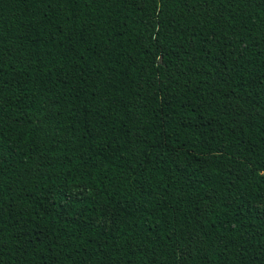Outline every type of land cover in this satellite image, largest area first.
Wrapping results in <instances>:
<instances>
[{
    "label": "trees",
    "instance_id": "obj_1",
    "mask_svg": "<svg viewBox=\"0 0 264 264\" xmlns=\"http://www.w3.org/2000/svg\"><path fill=\"white\" fill-rule=\"evenodd\" d=\"M0 264H264V0H0Z\"/></svg>",
    "mask_w": 264,
    "mask_h": 264
},
{
    "label": "rangeland",
    "instance_id": "obj_2",
    "mask_svg": "<svg viewBox=\"0 0 264 264\" xmlns=\"http://www.w3.org/2000/svg\"><path fill=\"white\" fill-rule=\"evenodd\" d=\"M78 191L79 192H87V190H85V189H79Z\"/></svg>",
    "mask_w": 264,
    "mask_h": 264
}]
</instances>
